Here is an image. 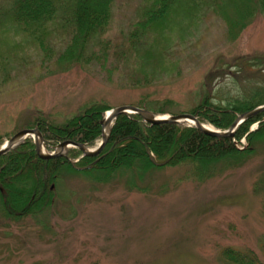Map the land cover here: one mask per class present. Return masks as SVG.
I'll return each mask as SVG.
<instances>
[{
  "label": "trees",
  "instance_id": "1",
  "mask_svg": "<svg viewBox=\"0 0 264 264\" xmlns=\"http://www.w3.org/2000/svg\"><path fill=\"white\" fill-rule=\"evenodd\" d=\"M113 2L0 0V87L34 71L50 74L84 66L105 71L108 79L115 74L132 87L157 84L177 73L180 59L175 47L185 43L190 30H197L208 14L221 22L228 41L257 15H264V0H142L135 19L113 37ZM224 64L207 71L199 88L203 96L189 106L170 109L172 100L148 95L132 104L154 114L189 112L224 130L238 114L264 103V53L239 54ZM229 67L235 69L231 72ZM219 73H231L237 85L234 94L215 101L212 80ZM111 107L91 100L62 122L35 112L23 128L39 129L47 149L63 140L92 146L101 136L104 112ZM263 117L264 111L247 117L233 136H211L187 123L149 124L135 113H123L110 125L102 150L91 156L70 147L66 156L39 158L26 137L0 155V218L15 224L23 219L43 221L67 176L102 186L117 183L126 193L142 195L153 191L157 171L179 169L173 184L188 181L198 186L223 177L264 148ZM243 137L246 144L239 148ZM5 139L0 136V145ZM164 189L165 184L158 192ZM245 247L220 248L217 264H264V235L259 250Z\"/></svg>",
  "mask_w": 264,
  "mask_h": 264
},
{
  "label": "rangeland",
  "instance_id": "2",
  "mask_svg": "<svg viewBox=\"0 0 264 264\" xmlns=\"http://www.w3.org/2000/svg\"><path fill=\"white\" fill-rule=\"evenodd\" d=\"M141 1L114 0L113 37L135 19ZM189 34L175 47L177 73L157 84L132 87L115 74L108 79L105 71L84 66L50 74L34 71L1 86L0 136L5 139L22 129L35 112L62 122L91 100L113 107L148 95L172 100L170 109L189 106L203 96L199 88L210 68H223L225 60L239 54L264 53L262 14L234 41L225 39L223 25L212 14ZM228 75L213 78L215 101L234 94L237 84ZM179 173L155 172L153 191L145 195L126 193L117 183L102 186L67 176L43 221L15 224L0 218V264H217V252L224 246L259 250L264 235V148L223 177L198 186L173 184ZM163 184L166 189L158 192ZM256 187L261 190L256 192Z\"/></svg>",
  "mask_w": 264,
  "mask_h": 264
},
{
  "label": "water",
  "instance_id": "3",
  "mask_svg": "<svg viewBox=\"0 0 264 264\" xmlns=\"http://www.w3.org/2000/svg\"><path fill=\"white\" fill-rule=\"evenodd\" d=\"M259 111H264V104H261L253 109L245 111L239 114L234 122L228 127L227 130L220 131L212 128H207L202 124L193 114L188 112H182L178 114L168 115L166 117H157L153 115L150 111L126 104V105H118L109 110V113L106 117L101 121V140L97 147L88 149L84 144L75 142L72 140H63L58 145H56L53 153H45L41 149V143L43 142V138L40 134V131L36 128H25L14 133L7 141L0 147V155L7 152L10 148L14 147L17 143H19L22 139H24L27 135H33L34 138V149L35 153L39 158L48 159L52 157H57L62 155V151L67 147H75L82 152L83 156H91L95 155L104 147L109 132V125L113 122V120L122 113H136L139 115L145 122L149 124H157L161 122H172V123H180L183 121H188L192 123L198 130L203 132L204 134L211 136H232L236 128L241 124V122L247 117L257 113ZM106 129L107 132H104Z\"/></svg>",
  "mask_w": 264,
  "mask_h": 264
},
{
  "label": "bare ground",
  "instance_id": "4",
  "mask_svg": "<svg viewBox=\"0 0 264 264\" xmlns=\"http://www.w3.org/2000/svg\"><path fill=\"white\" fill-rule=\"evenodd\" d=\"M109 113V111L106 113V115ZM207 125V124H206ZM204 125L205 127L209 126V125ZM208 128V127H207ZM104 132H106V129L104 130ZM43 152H46L45 150H42Z\"/></svg>",
  "mask_w": 264,
  "mask_h": 264
}]
</instances>
